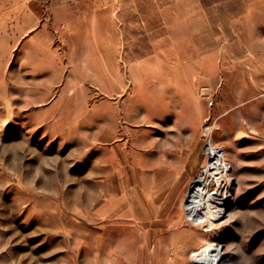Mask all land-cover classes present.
Instances as JSON below:
<instances>
[{"label":"rangeland","instance_id":"374dc122","mask_svg":"<svg viewBox=\"0 0 264 264\" xmlns=\"http://www.w3.org/2000/svg\"><path fill=\"white\" fill-rule=\"evenodd\" d=\"M219 1L0 0V264H127L116 148L207 127L233 202L179 264H264V10Z\"/></svg>","mask_w":264,"mask_h":264},{"label":"crops","instance_id":"0c3cea01","mask_svg":"<svg viewBox=\"0 0 264 264\" xmlns=\"http://www.w3.org/2000/svg\"><path fill=\"white\" fill-rule=\"evenodd\" d=\"M239 1L247 11L242 14L245 20L252 19L254 10H264V0ZM229 2L233 1L217 5L226 7ZM184 134L179 130L166 146L159 145L153 136L154 145L152 140L147 147L133 141L130 146L116 148L115 162L122 169L107 184L109 192L115 191L111 196L117 225L135 235L132 242L117 246L127 264H179L203 245L202 235L185 223L183 201L191 173L203 163L204 152L202 147L201 159L193 158ZM125 160L131 169L124 168ZM161 235H167V241L160 240ZM105 264L114 263L107 258Z\"/></svg>","mask_w":264,"mask_h":264},{"label":"built area","instance_id":"2783aa9c","mask_svg":"<svg viewBox=\"0 0 264 264\" xmlns=\"http://www.w3.org/2000/svg\"><path fill=\"white\" fill-rule=\"evenodd\" d=\"M210 127H207L205 129V143L203 152L205 154L206 163L205 165L199 170L192 186L189 192L186 194L184 199V214L186 217V220L192 223L193 225H204L207 230H211L212 226L214 225V222L217 219H211V215L209 214V211L215 209V205L217 203V199L221 198L222 192H226V194H229L227 196L228 200V206L232 204V195L230 191V184L227 181V176L230 171L231 165L226 159L225 151L224 149L219 146L218 144H215L212 142L210 135ZM204 175L205 177V185L206 189L204 191V201L201 208H199L197 211L201 213V215H196V212L194 211L193 207L195 206V199H194V193L197 188L195 186L197 184V181L199 180L200 176ZM219 192L215 195H213V192ZM223 197V196H222ZM226 212V211H225ZM222 214V213H221ZM218 217L221 218L224 214H222ZM203 219H201V217ZM203 250V249H202ZM200 250L196 256V254L193 257V260L196 264H210V259H207V254L204 255V253ZM219 261L215 260L214 264L218 263ZM221 262V261H220ZM212 263V258H211Z\"/></svg>","mask_w":264,"mask_h":264},{"label":"bare ground","instance_id":"6f19581e","mask_svg":"<svg viewBox=\"0 0 264 264\" xmlns=\"http://www.w3.org/2000/svg\"><path fill=\"white\" fill-rule=\"evenodd\" d=\"M205 183H206L205 177H204V175H202V176H200L199 180L197 181V184L195 185V186H197L195 193H194V199H195L194 201L196 203H195V206L193 207V209L196 212V215L201 214L197 210L199 208H201L203 205V201L205 198L204 191L206 189ZM217 193H219V192L215 191V192H213V195H215ZM222 196H221V198L216 197L217 203L214 206L215 207L214 211L212 210V212H211L212 213V215H211L212 219H217L220 216V214L223 213L224 208H226L228 205V200L226 197L229 196V194H226V192H224V193L222 192ZM206 251H208V254ZM202 252L204 253V255L207 254L206 258L210 259V264H214L215 260H218L219 252L216 251L215 247L204 248L202 250ZM196 256H197V254H196ZM211 258H212V263H211Z\"/></svg>","mask_w":264,"mask_h":264}]
</instances>
